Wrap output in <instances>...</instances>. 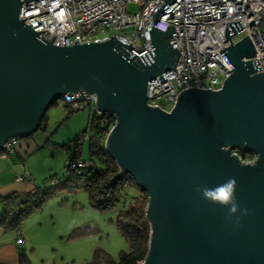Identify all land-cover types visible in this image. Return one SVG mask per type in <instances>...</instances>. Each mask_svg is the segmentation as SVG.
Here are the masks:
<instances>
[{"label":"water","instance_id":"95a60500","mask_svg":"<svg viewBox=\"0 0 264 264\" xmlns=\"http://www.w3.org/2000/svg\"><path fill=\"white\" fill-rule=\"evenodd\" d=\"M23 2L0 0V153L8 140L39 131L55 100L77 90L93 94L97 110L116 120L105 152L147 195L150 236L139 264H264V73L254 75L258 59L243 61L256 54L248 37L232 45L244 30L240 21L225 26L230 46L219 53L231 74L222 89L184 90L168 114L147 106L146 92L150 81L176 72L180 54L169 43L175 30L154 28L175 0H162L153 14L152 49L141 56L115 37L55 46L24 23L28 18L19 20ZM232 151L254 154L256 162ZM229 178L240 208L248 209L236 214L238 227L229 208L197 191Z\"/></svg>","mask_w":264,"mask_h":264},{"label":"built area","instance_id":"2783aa9c","mask_svg":"<svg viewBox=\"0 0 264 264\" xmlns=\"http://www.w3.org/2000/svg\"><path fill=\"white\" fill-rule=\"evenodd\" d=\"M163 4L162 0H32L21 4L19 20L28 18L24 23L31 25L39 38L55 46H73L74 40H78L75 44L79 45L103 43L115 37L123 45L131 44L132 53L141 56L152 49L149 36L152 17ZM128 5L137 7L138 11L130 13ZM237 20L244 30L230 38L232 45L248 37L256 54L243 61L258 59L261 70L254 75L262 74L264 0H175L168 5L160 13L154 28L165 32L168 26V29L172 27L175 30L169 43L179 51V62L175 63L176 72L171 70L160 76L165 78L164 81L160 83V77H157L147 84V106L158 107L169 114L184 90H221L231 72L219 52L230 46L229 39L225 38L226 24ZM67 95L61 98L66 115L83 110L91 111L93 120L94 116L107 115L97 110L95 95L82 90L69 97ZM115 122L114 119L108 132ZM102 125H106V120ZM81 140L84 142L86 138ZM18 145V139L8 140L4 144V153L13 155ZM232 153L238 155L239 152ZM249 156V160L242 159V162L254 164L256 155ZM88 166L85 161L68 157L65 168L71 176H78ZM16 182H31V177L26 172L17 176ZM59 185L57 179L50 181L51 187ZM22 240L23 236L19 233L13 241L14 245L18 246Z\"/></svg>","mask_w":264,"mask_h":264},{"label":"rangeland","instance_id":"374dc122","mask_svg":"<svg viewBox=\"0 0 264 264\" xmlns=\"http://www.w3.org/2000/svg\"><path fill=\"white\" fill-rule=\"evenodd\" d=\"M127 11L136 13L138 10L128 5ZM90 118L92 112L89 110L66 117L64 103L59 100L57 105L47 110L43 127L32 137L19 140V146L21 143H31L25 149L23 160L16 157L15 153L3 155L8 165L15 167L14 164H17L21 171L24 166L30 172L33 188H50L48 181L51 177L60 182V186L52 191L45 203L33 209L21 222V245L30 264H90L95 253L117 263L122 253L130 252V246L120 234L116 223L120 212L136 198L137 189L127 188L113 208L99 210L89 200L84 182L71 180L65 168L68 158L65 147L81 134L86 140L80 142L79 159L88 164L96 161L88 149L92 135L87 127ZM39 135L46 139L37 141ZM15 235V232L3 234ZM102 264H105L104 261Z\"/></svg>","mask_w":264,"mask_h":264},{"label":"trees","instance_id":"16d2710c","mask_svg":"<svg viewBox=\"0 0 264 264\" xmlns=\"http://www.w3.org/2000/svg\"><path fill=\"white\" fill-rule=\"evenodd\" d=\"M59 100L61 98L55 100L51 107L57 105ZM70 115H66V117ZM94 118V120L90 118L87 124L92 134L89 139L88 149L90 156L96 161H92L87 169L81 171L80 175L71 176V180L76 179L84 182V189L88 194L89 200L99 210L113 208L119 203L122 192L129 187H135L138 194L130 206L120 212L116 223L120 234L130 246V252L128 254L122 253L117 263H112L107 257H101L98 253H95V257L90 264H102V261L105 264H139L147 254L150 236V227L145 219L147 195L139 191L131 177L120 173L115 162L104 150V139L108 133L110 124L114 123V116L107 114L94 116ZM105 120L106 125H102V122ZM44 122L45 117L41 120L39 130L43 127ZM83 138L84 136L82 134L78 135L65 147L69 158L80 160V142ZM237 154L245 161L250 159L249 155ZM52 179L51 177L48 182L50 183ZM57 187L35 188L34 193H12L0 197V205L3 209V213L0 214V230L3 232H15L19 235L21 231L20 225L24 218L33 209L41 207ZM21 243L16 246L18 248L17 264H30L28 256L20 247Z\"/></svg>","mask_w":264,"mask_h":264},{"label":"crops","instance_id":"0c3cea01","mask_svg":"<svg viewBox=\"0 0 264 264\" xmlns=\"http://www.w3.org/2000/svg\"><path fill=\"white\" fill-rule=\"evenodd\" d=\"M43 135L37 137V141L45 140ZM31 143H21L18 145L15 154L20 160L24 159V154ZM24 146H27L26 148ZM20 148V149H19ZM5 153L0 154V197L10 195L12 193H31L35 188L32 187L31 182H16L17 176H23L26 172H30L23 166V171L20 170L17 164L12 167L7 164L6 159L3 157ZM16 160V159H15ZM14 161V160H13ZM5 232L0 230V264H17L18 254L17 247L14 245V236H3ZM22 248V245L20 246Z\"/></svg>","mask_w":264,"mask_h":264},{"label":"clouds","instance_id":"9594fccd","mask_svg":"<svg viewBox=\"0 0 264 264\" xmlns=\"http://www.w3.org/2000/svg\"><path fill=\"white\" fill-rule=\"evenodd\" d=\"M236 189V180L234 178H229L215 187L198 188L197 191L201 193L206 201L229 208V218L235 216L236 218L232 222L238 227L240 225V216H247L248 209L240 208L236 198ZM238 212L240 213V216H236Z\"/></svg>","mask_w":264,"mask_h":264}]
</instances>
